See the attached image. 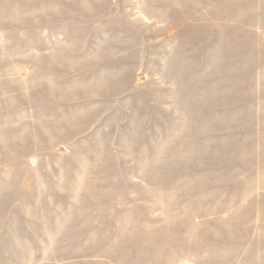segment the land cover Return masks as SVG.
Here are the masks:
<instances>
[{
	"label": "rangeland",
	"instance_id": "374dc122",
	"mask_svg": "<svg viewBox=\"0 0 264 264\" xmlns=\"http://www.w3.org/2000/svg\"><path fill=\"white\" fill-rule=\"evenodd\" d=\"M0 264H264V0H0Z\"/></svg>",
	"mask_w": 264,
	"mask_h": 264
}]
</instances>
